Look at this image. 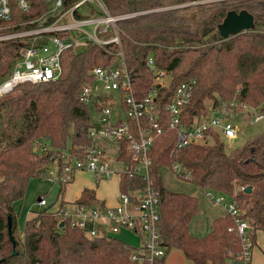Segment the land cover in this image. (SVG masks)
<instances>
[{
    "label": "trees",
    "instance_id": "trees-1",
    "mask_svg": "<svg viewBox=\"0 0 264 264\" xmlns=\"http://www.w3.org/2000/svg\"><path fill=\"white\" fill-rule=\"evenodd\" d=\"M72 1L64 0V6ZM102 1L111 14L134 12L115 21L119 43L86 40L81 50L70 46L61 53L59 77L20 82L0 97V264H135L129 258L131 245L116 235L87 236L59 214L62 205L33 210L19 235L14 207V202L23 198L31 177H46L51 162L60 164L62 150L79 156L90 143L93 108L80 101L79 94L82 86L94 79L90 70L113 64L119 49L139 97L148 92L154 76L146 63L149 55L158 67L167 70L165 82L158 86L160 110L165 109L166 100L180 82L194 80L190 100L180 112V122L185 125L206 114L207 101L209 107L230 100L255 107L264 102V0ZM30 2L26 12L12 2V18L0 19L1 33L35 27L34 22L21 20L40 14L47 4L42 0ZM89 6V13L75 8L74 16L84 18L101 12ZM193 8L196 26L187 14ZM230 9L251 12L254 27L227 37L215 32L205 38ZM31 36L0 40V81L12 70L22 45L45 40L37 35L39 39L31 41ZM261 109L264 111V105ZM214 136L211 144L177 146L175 129L166 128L150 150V177L158 190V225L163 241L167 250L180 249L194 264H226L240 249V241L228 229L232 217L223 211L212 218L204 234L191 232V220L201 209L200 200L194 193L167 184L165 175L173 161L190 169L189 182L196 187L230 195L244 209L252 227L264 230V130L230 150L216 133ZM61 184L60 192L65 186ZM144 185L142 176L124 173L119 190L128 192ZM247 185L250 191L244 190ZM75 202L88 207L104 205L89 187L82 189ZM164 259L156 264H164Z\"/></svg>",
    "mask_w": 264,
    "mask_h": 264
},
{
    "label": "built area",
    "instance_id": "built-area-1",
    "mask_svg": "<svg viewBox=\"0 0 264 264\" xmlns=\"http://www.w3.org/2000/svg\"><path fill=\"white\" fill-rule=\"evenodd\" d=\"M13 1L24 12L31 7L30 0H0V19L7 21L12 18ZM42 1L46 3L49 0ZM88 2L96 3L101 12L84 18L75 17L74 9H79L82 4ZM47 6L50 12L59 14V18L56 17L50 24L40 28L0 32V40L33 33L45 39L44 42H34L19 48V56L12 70L0 81V94L8 92L23 81H47L59 77L62 72V51L82 40L119 43L115 21L134 13L111 14L102 0H77L68 7L64 6V0H55L52 5ZM64 15L69 16L67 21L62 20ZM84 24H91V29L81 28ZM110 29H113L111 38L100 39L97 36V32H107ZM118 58L113 64L94 66L90 70L93 81L85 83L79 94L80 101L93 108L92 124L88 132L90 143L79 156L70 150H62L60 164L57 162L56 169L50 168L46 177L66 185L71 182L76 171L91 172L104 178L116 175L119 181L124 173L142 176L144 187L128 192L119 190L116 204L88 207L74 201L67 207H61L59 214L68 217L71 224L83 229L91 238L116 235L121 227L141 234L142 243L139 246H131L129 258L135 264H156L157 260L166 256L167 246L158 225V190L150 177V150L154 140L166 128H172L176 131L177 146H182L188 142H203L209 134L234 137L238 127L227 116L226 104H222L225 106L223 108L216 106V112L209 117L200 120L198 117L189 125L181 123L180 112L182 106L190 100L194 80L180 82L166 100L165 109L160 110L158 86L165 82L167 70L158 67L153 56L149 55L146 63L154 76L148 92L139 97L135 93L122 50L118 52ZM230 104L234 108H256L234 100ZM263 115V111L255 114L250 118V122ZM168 169L180 180H191L190 169L178 161H173ZM95 181L98 180L95 178ZM198 188L211 205L232 217L233 223L228 229L232 230L240 241V249L232 258L233 264H251L257 229L253 228L244 216V209L226 193L207 187ZM45 204L43 198L38 200L39 206Z\"/></svg>",
    "mask_w": 264,
    "mask_h": 264
},
{
    "label": "rangeland",
    "instance_id": "rangeland-1",
    "mask_svg": "<svg viewBox=\"0 0 264 264\" xmlns=\"http://www.w3.org/2000/svg\"><path fill=\"white\" fill-rule=\"evenodd\" d=\"M54 1L55 0H49L46 2V4L52 5L54 3ZM75 1H77V0H73L70 5H73ZM87 5H91L94 8L98 9L97 4L94 2H88V3H85V5L82 4L79 7V9L83 13H89L90 7ZM48 7L49 6H46V9L44 11L40 12V14L35 15V17H33L31 19L21 20V22L22 23L34 22L36 24V25H34L35 26L34 28H37V27L40 28L43 25L46 26L45 25L46 21L49 20L50 18L54 17L51 14L56 15L54 17V19L56 17L59 18V14L57 12H52V11L50 12L48 10ZM66 9L67 8H65V10ZM195 9L196 8H193V9L187 11V14H190V21L192 22V24L194 26H196V24H197V17L193 13V12H195L194 11ZM95 13L96 12H92L91 14H95ZM61 18L63 21H67L69 19V16L64 15ZM54 19H52L50 22H48L46 24H50L51 22H53ZM80 27L83 29L89 30V29H91V24H84V25H81ZM30 35H32L30 38L31 41H36L37 39H39V37L35 33L30 34ZM30 35H28V36H30ZM97 36L100 39H109L113 36V29H110L107 32H104V31L97 32ZM6 39H9V38H6ZM85 41L82 40L78 44H75L73 46V48L75 50H81L85 45ZM102 44H104V43H102ZM119 51H120V49H119ZM118 52L116 51V53H115L116 61H118V59H119L118 58ZM114 94L117 95L118 92H114ZM4 95H6V93L0 94V97H2ZM231 101H233V100H230V102ZM230 102L229 103H223V104H226L227 107H225L222 104L218 105V106H220V108H223V107L226 108L225 111H226L227 116L234 123V125H236L238 127L237 133L234 137H225L224 135H220V139H222L224 141L226 150H230L236 146L242 145L247 140L253 138L254 136L258 135L259 133H261L264 130V115L261 118H259L258 120L250 122L251 117H253L255 114H258L261 111H263L261 109V107L264 105V102L262 105H260L256 108H249V109H243L242 106H238V107L234 108L233 106H231ZM207 103L210 105V101H207ZM209 105H208V111L206 112V114L203 115L204 117H209V114L211 113L212 107H209ZM213 108H215V107H213ZM203 116H200V117H203ZM215 139L216 138L214 135L209 134L206 137V139L202 140L203 142H201V143L211 144V143L215 142ZM39 146H40L39 144H36L35 148L41 150V148ZM57 162L58 161L51 162L50 168L54 167V165H56ZM116 166H119V164H116ZM86 173L91 175V177L93 179L96 178L98 180V182L106 179L100 175L95 176L91 172H86ZM89 175L79 174L77 176V178L74 176V178H76L74 180H76L75 182H77V183H83L86 186H88V185H90V179H89L90 176ZM109 180H110L109 182H107L105 184H101L98 187V189L96 190L97 195H99V196H101V195L111 196L109 194L110 192L112 195L115 194L116 189H117V186H116L117 185V179L115 177H112ZM165 180H166L167 184L173 189L188 191V192L194 193L198 196V198L200 200V204H201V209H200L199 213L195 217H193V219L191 220L190 230L192 233H194L196 235H202L205 232H207L211 227L212 218L217 213L221 212V209L211 205V203L203 195L202 191L198 187H196L195 185H193L189 181L180 180L179 178L175 177L172 173H170L169 169H168V173L165 175ZM61 185L62 184L59 180L48 179L47 177L46 178L45 177H31L29 179L23 198L14 202L15 211L17 212V228L16 229H17V232L19 235H22V233H23L24 222H25L27 216L31 215L33 210L40 207L38 205V200H37L38 198H43L46 202V204L43 205L42 207L50 206L52 209H55L56 205L61 201L63 196L66 197L67 195H72L71 189H68L67 194L65 193V190L60 192ZM66 186L67 185H65L64 187L66 188ZM29 211H31V212H29ZM116 236H118L119 238H121L122 240H124L125 242H127L131 246H139L142 243V235L141 234L136 233V232H134L130 229H127L125 227H121L120 231L118 233H116ZM227 262H228V264L232 263L230 258L227 260ZM164 264H194V263L190 259H188L180 249L175 248V247H171L167 250V253H166V256L164 259Z\"/></svg>",
    "mask_w": 264,
    "mask_h": 264
},
{
    "label": "crops",
    "instance_id": "crops-1",
    "mask_svg": "<svg viewBox=\"0 0 264 264\" xmlns=\"http://www.w3.org/2000/svg\"><path fill=\"white\" fill-rule=\"evenodd\" d=\"M215 112H216V108L212 107L211 113L209 114V116L214 114ZM202 118H204V116L203 117H199V120L202 119ZM54 167H55V165H54ZM54 167H52V168H54ZM54 169H56V168H54ZM79 174L89 175L85 171H76L74 176L77 178V176ZM89 176H90V178H89L90 179V185H88V186H86L83 183L75 182L76 180H74V179H76V178L73 177L71 182L66 184L67 185L66 188L64 187L65 193L67 194L68 189H71V194L72 195H67L66 197L63 196L61 201L56 205L55 209H58L61 205L64 206V207H67V206L71 205L75 201V199L79 197V195L81 194V191H82V189L84 187L93 188L97 198L100 199L103 202L104 205L116 204V202H117V194H118V191H119V178L116 175H112L110 177H106L105 180L98 182V181H95V179H93L91 177V175H89ZM112 177H115L117 179V185H116L117 189H116L115 194L112 195L111 192H110L109 194L111 196H104V195L99 196V195H97L96 190L98 189V187L101 184H105V183L109 182L110 181L109 179L112 178ZM29 212H31V211H29ZM29 216L30 215H28L27 217H29ZM255 234H256L255 235L256 244H255V247L253 249V255H252L251 264H264V230L263 229H257ZM230 259L232 261V263H230V264H233L232 258H230ZM226 264H228L227 261H226Z\"/></svg>",
    "mask_w": 264,
    "mask_h": 264
},
{
    "label": "water",
    "instance_id": "water-1",
    "mask_svg": "<svg viewBox=\"0 0 264 264\" xmlns=\"http://www.w3.org/2000/svg\"><path fill=\"white\" fill-rule=\"evenodd\" d=\"M253 14L246 9H240L236 11L230 9L227 11L226 15L222 21L218 24L217 28L213 30L210 34L206 35L205 38L209 37L211 34L218 32L221 36L227 37L230 34H235L240 31L250 29L254 27ZM251 186H245V191H250ZM8 227H10V218L8 217ZM94 244V242L92 243Z\"/></svg>",
    "mask_w": 264,
    "mask_h": 264
}]
</instances>
